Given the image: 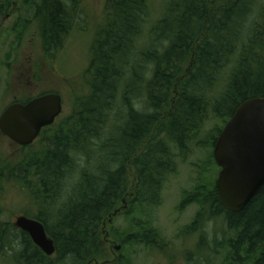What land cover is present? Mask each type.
Instances as JSON below:
<instances>
[{
    "label": "trees",
    "instance_id": "16d2710c",
    "mask_svg": "<svg viewBox=\"0 0 264 264\" xmlns=\"http://www.w3.org/2000/svg\"><path fill=\"white\" fill-rule=\"evenodd\" d=\"M23 2L33 5L44 53L60 50L78 24L81 0ZM152 3L106 0L92 38L88 93L70 116L41 132L40 150L14 164L0 158V189L7 179L33 197L54 244L48 256L27 234L0 229V251L7 250L1 254L13 263L104 258L101 222L124 197L155 204L191 142L213 148L236 107L264 96V0H162L159 9ZM3 5L10 0H2L0 11ZM209 120L220 124L205 131ZM131 162L135 187L129 191ZM186 200L199 205L188 230L222 215L233 232L226 240L231 259L264 264V185L238 212L222 206L215 183L201 180ZM137 224L134 241L168 249L156 230Z\"/></svg>",
    "mask_w": 264,
    "mask_h": 264
},
{
    "label": "rangeland",
    "instance_id": "374dc122",
    "mask_svg": "<svg viewBox=\"0 0 264 264\" xmlns=\"http://www.w3.org/2000/svg\"><path fill=\"white\" fill-rule=\"evenodd\" d=\"M105 2L106 0H81L77 26L66 38L63 47L52 55H46L42 48L33 5H25L23 0H10L11 5L6 8L1 6L0 114L14 102L25 99L29 101L47 92H56L61 96L62 112L58 120L72 114L78 107V99L88 93L86 70L91 58L92 38L103 19ZM152 2V7L161 8L162 0ZM187 67L188 65L185 66ZM214 121L217 122L216 125L220 124L219 120H209L205 131L215 126ZM42 146L40 136L31 144L19 147L0 133V158L4 162H19L23 155L36 152ZM212 150L209 145L201 147L191 142L190 155L184 159L176 157L174 171L162 185L155 204H134L130 194L124 197L122 203L114 209V215L108 217L103 224L101 240L108 256L99 261L100 264H166L169 258L183 264H238L231 259L226 242L233 236V232L227 228L222 215L210 218L207 216V219H202L200 226L195 225L194 231L188 230L199 205L197 202L187 201V196L201 180L204 184H212L217 179L219 167L213 164V158L210 160ZM134 171L135 167L131 162L128 165L129 191L135 187ZM1 183V224H10L22 212L33 213L34 209L27 203L30 199L17 182L4 179ZM139 222L156 230L168 244V249H151L134 241L133 234L130 233L140 227L137 224ZM7 239L9 242L15 240L12 236ZM1 253L7 254V250L0 251V264H16L8 260V255ZM193 259L196 262L192 263Z\"/></svg>",
    "mask_w": 264,
    "mask_h": 264
},
{
    "label": "water",
    "instance_id": "95a60500",
    "mask_svg": "<svg viewBox=\"0 0 264 264\" xmlns=\"http://www.w3.org/2000/svg\"><path fill=\"white\" fill-rule=\"evenodd\" d=\"M61 112L62 99L55 92L14 102L0 114V131L15 143L28 145ZM212 155L220 168L215 186L222 206L241 211L264 185V96L245 99L236 107L218 134ZM14 224L46 255L54 253L53 240L41 222L18 216Z\"/></svg>",
    "mask_w": 264,
    "mask_h": 264
},
{
    "label": "flooded vegetation",
    "instance_id": "af4514ba",
    "mask_svg": "<svg viewBox=\"0 0 264 264\" xmlns=\"http://www.w3.org/2000/svg\"><path fill=\"white\" fill-rule=\"evenodd\" d=\"M59 119V117H57L56 119H55V121L52 123V124H50V125H47V126H45V127H43L42 129H41V132L44 130V129H46V128H50V127H53V126H55L56 125V123H57V120ZM1 134H3L2 132H0ZM4 135V134H3ZM12 141V140H11ZM18 146L19 147H23L22 145H19L18 144ZM27 196V195H26ZM27 198H29L30 200H29V202H27V203H30V205H28V206H30L32 209H34L32 212L33 213H28V212H22L20 215H17V216H25V217H27V218H31V219H34V220H37V221H39V222H41L42 224H43V226H44V223H43V221L41 220V218L40 217H38V215H36V213H37V207H38V205L36 204V203H34V201H33V197H29V196H27ZM123 201V200H122ZM114 213H115V210H113V214H112V216L114 215ZM32 214H35V215H32ZM16 216V217H17ZM16 217H15V220H16ZM109 217H111V216H109ZM15 220L13 221V222H11L10 224L8 223V222H5V223H2V227H0V229H6V228H9V227H14L17 231H19V232H23V233H25V234H27L28 236H29V234L27 233V232H25L24 230H22V229H20L19 227H17L14 223H15ZM106 222V220L105 221H102L101 222V226H100V233H101V231H102V227H103V224ZM1 223V222H0ZM44 229H45V226H44ZM46 232V231H45ZM49 237V236H48ZM29 238L31 239V237L29 236ZM31 241H32V239H31ZM108 242H109V240H107ZM32 243L36 246V247H38L33 241H32ZM103 244V243H102ZM39 248V247H38ZM118 247H116V249H117ZM40 249V248H39ZM41 250V249H40ZM42 251V250H41ZM105 251V250H104ZM43 252V251H42ZM44 253V252H43ZM45 254V253H44ZM46 255V254H45ZM50 256V255H49ZM107 256H108V253H107V251H105V257L104 258H102V259H99V260H94L93 262H91L90 264H100L99 263V261H101V260H104L105 258H107ZM172 259V258H171ZM173 260V259H172ZM106 261V260H105ZM188 261V260H187ZM189 262V261H188ZM170 263H178V264H183V263H179V262H176V261H167V263L166 264H170Z\"/></svg>",
    "mask_w": 264,
    "mask_h": 264
}]
</instances>
